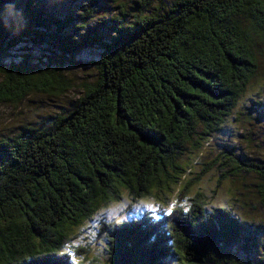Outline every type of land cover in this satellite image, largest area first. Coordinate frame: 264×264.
I'll list each match as a JSON object with an SVG mask.
<instances>
[{"label":"trees","instance_id":"16d2710c","mask_svg":"<svg viewBox=\"0 0 264 264\" xmlns=\"http://www.w3.org/2000/svg\"><path fill=\"white\" fill-rule=\"evenodd\" d=\"M52 1L0 0V104L68 91L61 70L99 47L100 78L68 114L1 137L0 264H84L64 251L71 231L124 191L185 197L187 153L223 128L264 55V0H133L95 25L102 0H77L86 7L65 18ZM24 44L44 54L17 56ZM221 159L219 186L254 175L264 207V161L235 147ZM204 198L104 223L109 259L89 264H258L237 258L254 246L243 220Z\"/></svg>","mask_w":264,"mask_h":264},{"label":"rangeland","instance_id":"374dc122","mask_svg":"<svg viewBox=\"0 0 264 264\" xmlns=\"http://www.w3.org/2000/svg\"><path fill=\"white\" fill-rule=\"evenodd\" d=\"M129 1L133 0H102L96 19H91L92 24L95 25L104 17L117 16L122 5H129ZM51 6V10L48 11L54 12L57 17L65 18L80 13L86 7V3L77 0H57L52 1ZM27 48L28 45L24 44L15 51V54L19 57L24 51L37 57L44 54V51L39 49ZM261 49L264 50V45ZM93 53L84 54L82 59L86 60L80 68L67 66L61 70L64 78L68 80V91L61 94L34 92L18 104H0V139L3 136H15L26 127H37L51 116L71 112L84 98L85 86L95 83L100 78V72L92 62L102 54V49L94 48ZM233 147L243 160L264 161V55L260 59L257 76L248 86L232 116L227 118L223 128L202 142L197 151L187 153L189 158L186 159V163L189 161V168L184 182H193L185 197L178 200L177 188L171 187L164 192L153 190L152 198L134 202L130 194L124 191V197L119 203L103 205L91 220L71 231L64 249L65 253H71L75 261L84 260V264H89L95 259L104 262L109 259L105 255L108 241L102 231L104 223L131 219L146 212L158 216L163 210L189 206L191 199L202 193L209 210L214 207H230L234 215L245 223V232L249 234V242L254 246L250 245L251 251L246 253L245 247L249 244L243 242L245 247L240 246L237 258L247 260L249 257L251 261L262 264L264 207L253 195L257 178L254 175L242 174L238 178L222 180L221 186L218 184L221 177L219 170L221 154ZM160 198L167 202L170 199L169 205H165Z\"/></svg>","mask_w":264,"mask_h":264},{"label":"bare ground","instance_id":"6f19581e","mask_svg":"<svg viewBox=\"0 0 264 264\" xmlns=\"http://www.w3.org/2000/svg\"><path fill=\"white\" fill-rule=\"evenodd\" d=\"M48 23V22H47Z\"/></svg>","mask_w":264,"mask_h":264}]
</instances>
